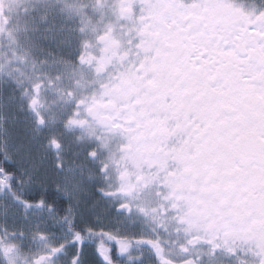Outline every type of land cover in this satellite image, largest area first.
<instances>
[{"label":"snow or ice","instance_id":"obj_1","mask_svg":"<svg viewBox=\"0 0 264 264\" xmlns=\"http://www.w3.org/2000/svg\"><path fill=\"white\" fill-rule=\"evenodd\" d=\"M0 264H264V0H0Z\"/></svg>","mask_w":264,"mask_h":264}]
</instances>
